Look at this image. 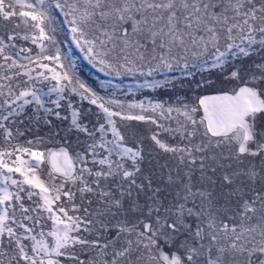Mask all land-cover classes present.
<instances>
[{"label": "snow or ice", "instance_id": "snow-or-ice-1", "mask_svg": "<svg viewBox=\"0 0 264 264\" xmlns=\"http://www.w3.org/2000/svg\"><path fill=\"white\" fill-rule=\"evenodd\" d=\"M0 264H264V0H0Z\"/></svg>", "mask_w": 264, "mask_h": 264}, {"label": "rangeland", "instance_id": "rangeland-1", "mask_svg": "<svg viewBox=\"0 0 264 264\" xmlns=\"http://www.w3.org/2000/svg\"><path fill=\"white\" fill-rule=\"evenodd\" d=\"M78 55V53H77ZM81 74L82 76L89 80L90 82L95 80V77L99 74L95 73V70L92 69L89 65L86 64V62H82V66H81ZM131 81H125L124 87H127L128 84H130ZM161 93L164 92L163 89L160 90ZM151 95V93H149Z\"/></svg>", "mask_w": 264, "mask_h": 264}]
</instances>
